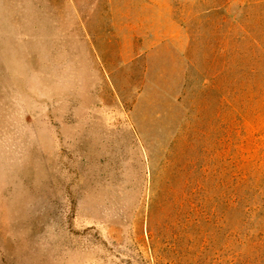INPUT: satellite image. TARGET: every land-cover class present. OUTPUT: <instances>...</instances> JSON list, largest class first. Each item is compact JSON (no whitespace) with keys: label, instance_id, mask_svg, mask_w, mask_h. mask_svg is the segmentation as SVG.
Returning <instances> with one entry per match:
<instances>
[{"label":"rangeland","instance_id":"rangeland-1","mask_svg":"<svg viewBox=\"0 0 264 264\" xmlns=\"http://www.w3.org/2000/svg\"><path fill=\"white\" fill-rule=\"evenodd\" d=\"M263 170L264 0H0V264H264Z\"/></svg>","mask_w":264,"mask_h":264},{"label":"trees","instance_id":"trees-1","mask_svg":"<svg viewBox=\"0 0 264 264\" xmlns=\"http://www.w3.org/2000/svg\"><path fill=\"white\" fill-rule=\"evenodd\" d=\"M243 178V177H241ZM264 170L256 176L253 183L252 195L246 198L241 193H238L236 189L231 193L224 195L223 205L224 212L227 214L229 211L238 210L239 215L236 224L241 226L248 222H256L264 226ZM244 179L242 180L243 183ZM246 182V180L244 181ZM223 186L227 189L228 184L233 187L240 185V180L228 179L223 180ZM234 187V188H235ZM246 200V203L244 201ZM226 220V219H225Z\"/></svg>","mask_w":264,"mask_h":264}]
</instances>
